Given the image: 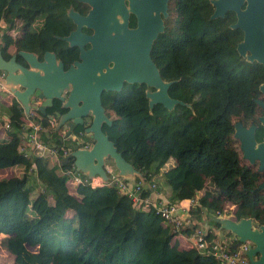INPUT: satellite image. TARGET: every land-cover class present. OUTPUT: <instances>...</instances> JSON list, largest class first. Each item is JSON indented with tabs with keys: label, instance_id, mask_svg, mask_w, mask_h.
Instances as JSON below:
<instances>
[{
	"label": "trees",
	"instance_id": "trees-1",
	"mask_svg": "<svg viewBox=\"0 0 264 264\" xmlns=\"http://www.w3.org/2000/svg\"><path fill=\"white\" fill-rule=\"evenodd\" d=\"M205 1L177 0L184 23L165 18L150 51L162 78L173 80L169 95L190 105L176 103L168 109L155 103L150 108L147 86L125 82L120 90L102 92L112 119L102 129L169 201L197 194L192 211L197 220H203L206 210L218 225L212 213L232 201L236 218L250 216L264 224V191L253 190L258 176L239 163L230 142L231 116L247 108L251 87L264 78L262 66L237 53L232 37L239 38L240 30L220 28V17H209ZM75 2L0 0L3 56L15 44L40 55L53 50L70 60L76 49L54 34L70 24L66 8ZM17 24L23 35L14 41L11 30ZM10 110L9 127L2 118L0 170L20 167L22 173L0 177V264H221L211 254L182 247L160 213L134 207L115 186L74 188L48 154L19 151L23 108L13 99ZM65 110L58 99L46 114L36 110L44 127L39 137L72 149L84 125L65 136L67 131L54 130L48 120ZM172 156L176 162L166 166ZM213 235L209 231L207 238Z\"/></svg>",
	"mask_w": 264,
	"mask_h": 264
},
{
	"label": "water",
	"instance_id": "water-1",
	"mask_svg": "<svg viewBox=\"0 0 264 264\" xmlns=\"http://www.w3.org/2000/svg\"><path fill=\"white\" fill-rule=\"evenodd\" d=\"M80 1L90 6L88 13L80 15L70 6L66 13L77 27L62 36L69 46L79 48V59L65 67L53 50L44 51L40 59L38 53L25 49H18L10 58H5L0 41V71L4 74L1 81L26 114L32 107L46 114V108L58 99L66 110L58 114L54 130L68 124L65 136H69L78 124L84 125L93 143L81 148L76 142L72 151L61 159L63 164L73 160L78 170L106 180L105 159L111 158L120 176L131 179L137 175L145 181L140 169L122 156L103 131V123L111 124L112 119L106 114L101 96L103 91L120 90L125 82H137L147 86L145 95L150 108L155 103H162L168 109L176 103L190 105L169 95L168 88L173 80L162 78L150 55L153 41L164 30L169 0ZM211 1L215 7L211 18L222 14L223 9H236L238 19L233 26L243 31V39L236 48L247 60L255 59L264 65V0ZM244 1L246 6L242 9L240 5ZM130 12L136 16L134 27L128 25ZM82 25L91 27L93 32L83 33ZM87 42L90 45L85 48ZM17 56L22 61H18ZM260 87L264 88V82ZM34 96L35 101L31 100ZM86 117L90 120L86 121ZM239 125H235V136L241 139L244 156L252 160L253 138L249 133L240 134ZM246 130L251 132L250 128ZM247 144L250 147L247 148ZM255 188L264 189V180ZM212 219L219 224L217 231L224 228L236 235L233 248L250 241L248 249L241 250L248 256L249 264H264V224L255 225L252 217L234 220L213 216Z\"/></svg>",
	"mask_w": 264,
	"mask_h": 264
},
{
	"label": "built area",
	"instance_id": "built-area-1",
	"mask_svg": "<svg viewBox=\"0 0 264 264\" xmlns=\"http://www.w3.org/2000/svg\"><path fill=\"white\" fill-rule=\"evenodd\" d=\"M14 39H18L23 35V27ZM4 74L0 71V91H5L11 97V93L2 83ZM33 98V97H32ZM31 98V100H32ZM36 108L32 107L28 114L23 111L24 124L23 130L19 134L18 150L28 152H41L48 154L54 162L59 166L60 171L66 175L69 184L76 188L79 184H90L92 186L102 185L105 182L98 176L88 177L82 171L78 170L73 160L66 164L61 162V159L67 156L72 149L66 147L50 144L41 139L39 133L44 127L37 119ZM6 126L9 127V118L4 117ZM49 124L52 128L57 123V117L51 115L48 117ZM69 128L68 124H64V132ZM85 132L80 130L77 137L78 146L81 148L90 147L91 143L85 139ZM110 183H115L120 191L127 192L132 199L135 207L141 210H150L154 208L156 212L164 218L165 222L171 225L172 230L176 236L183 237L188 245H192L203 253L211 254L218 259L221 264H249V258L246 254L241 253V250H247L249 240L242 242L237 249L231 247V239L227 236H215L211 239L206 237L207 230L198 226L196 215L192 213V207L197 204L194 198H183L179 201H168L158 196V191L147 194L142 193L141 183H130L123 180L117 174L112 173L110 176ZM155 187V184H152ZM223 208V210H216L215 214L218 216L231 217L233 213L231 208Z\"/></svg>",
	"mask_w": 264,
	"mask_h": 264
},
{
	"label": "flooded vegetation",
	"instance_id": "flooded-vegetation-1",
	"mask_svg": "<svg viewBox=\"0 0 264 264\" xmlns=\"http://www.w3.org/2000/svg\"><path fill=\"white\" fill-rule=\"evenodd\" d=\"M205 4H208L206 11H208L209 17L214 11V4L212 3L211 0H206ZM246 1H244L243 4L240 5L242 9H245ZM176 5H177V0H176ZM72 6V8L77 11L80 15H86L90 9V6L83 1L76 0V2L73 4H70L66 8L67 9ZM210 8V10H209ZM177 11L180 13L181 18L178 23H184V17L183 14L181 13V10L177 6ZM69 17V16H68ZM220 17V28L224 27H229L230 29H239L241 36L236 39V37H232V41L235 43L236 47L238 42H240L243 39V31L240 27H234L233 24L237 21L238 15L236 9L232 8H227L223 9L222 14H220L217 17L213 18H219ZM70 18V17H69ZM165 18H170V15L167 14ZM164 18V20H165ZM211 18V17H210ZM175 21V19H172ZM128 25L131 27H134L136 25V16L134 13L130 12L128 15ZM165 25V23H164ZM67 28L63 30L62 34H54L57 38L62 39V36L68 35L72 30L76 29L77 25L76 23L73 22V20L70 18V24L66 26ZM80 30L85 33V34H91L93 32V29L91 27L82 25L80 27ZM1 35V33H0ZM16 40V39H15ZM14 40V41H15ZM64 40V39H63ZM67 43V42H66ZM68 45V44H67ZM89 43H85V48L89 47ZM68 47H74L76 49V54L73 55L70 60H68V56L66 55L64 59L68 60H63L65 67H68L70 63H72L74 60L79 59V48L74 45V46H69ZM18 49L15 44H12L9 50V54L6 58H10L12 53L16 52ZM237 50V48H236ZM2 52V51H1ZM237 53L241 55L238 50ZM244 60H247L246 55H241ZM38 57L41 59L42 55L38 54ZM16 59L18 61H22L20 56H17ZM258 62L257 60H252L249 62ZM261 68H259L260 71H263L264 75V65L260 62ZM264 82L261 80L258 84L257 87H251V92H250V100L245 102V105L247 108H241L240 110H237L235 113L232 114L231 116V122H232V132L230 136V142L231 145L233 146L234 150L237 153V157L239 159V163L249 169V171L254 172L257 174L258 179H257V185L264 180V88L260 87V84ZM34 99L37 100L36 96H34ZM90 117H86V121H89ZM236 123H240L239 127L237 128V131H239L240 134L243 132L245 134L249 133L250 136L253 138V143H252V149L250 150V154L252 156V160H250L248 157L244 156L243 150L241 149V139L238 136H235V131H236ZM252 127V128H251ZM250 128V131H247L246 129ZM246 147H250L248 144ZM262 163V164H261ZM261 166V167H260ZM256 187V186H255ZM253 190H257L259 193L264 191V189H256L254 188Z\"/></svg>",
	"mask_w": 264,
	"mask_h": 264
},
{
	"label": "rangeland",
	"instance_id": "rangeland-1",
	"mask_svg": "<svg viewBox=\"0 0 264 264\" xmlns=\"http://www.w3.org/2000/svg\"><path fill=\"white\" fill-rule=\"evenodd\" d=\"M168 15H170L171 20L175 19L176 22H179L181 15L177 11V5H176V0H169L168 2ZM21 30L20 24H17L12 30V36H17L18 33ZM3 31V26L0 24V33L2 34ZM17 34V35H16ZM33 101H35L34 97L32 98ZM13 101V98L6 93L5 91H0V131L3 130V123H2V118L3 116H6L5 114H10V105ZM59 132L62 134L64 132V126L59 128ZM176 162V157L172 156L170 157L169 160L166 161L165 165L169 166L170 164H174ZM110 163V162H109ZM22 173V168L20 167H15V168H8V169H3L0 170V177H7L11 176L14 174H21ZM207 188L212 189L210 185H207ZM158 196L161 198L167 199V197L164 195V193L158 188ZM71 192H73V189L71 188ZM67 216H70L71 218L73 217V214L68 212ZM74 221V222H73ZM72 223H76V221L73 219ZM182 247H185L182 245Z\"/></svg>",
	"mask_w": 264,
	"mask_h": 264
},
{
	"label": "clouds",
	"instance_id": "clouds-1",
	"mask_svg": "<svg viewBox=\"0 0 264 264\" xmlns=\"http://www.w3.org/2000/svg\"><path fill=\"white\" fill-rule=\"evenodd\" d=\"M15 40V39H14ZM12 98H13V96H12ZM14 99V98H13ZM59 114V113H58ZM58 114H57V118H58ZM6 116H7V114H6ZM5 116H3V118H4ZM8 117V116H7ZM65 131H67V130H65ZM80 131V130H79ZM78 131V132H79ZM84 132H85V139H87V140H90V139H92L91 137H90V135L88 134V132H86L85 130H83ZM78 134V133H77ZM76 134V135H77ZM89 138V139H88ZM77 142V141H76ZM92 144V143H91ZM73 149V148H72ZM104 168H105V170H106V174H107V179L106 180H104V179H102V177L101 176H99V175H96V176H98V177H100L105 183L104 184H102V185H113V186H115L116 188H117V190H118V192L119 193H121V194H125V195H127L129 198H130V200H131V202H132V199H131V196L127 193V192H123V191H120L119 190V187L115 184V183H110L109 181H110V176H111V174L112 173H115V174H117L119 177H121L123 180H126V181H128L126 178H124V177H122V176H120L118 173H117V170L116 169H113L109 164H106L105 163V165H104ZM83 173V172H82ZM85 174V173H84ZM143 174V173H142ZM85 175H87V174H85ZM88 176V175H87ZM96 176H92V177H96ZM88 177H90V176H88ZM129 182V181H128ZM141 183V185H142V193L143 194H147V193H150V192H154V191H157V189H158V185H157V183L155 182V180H151V182H149V181H147L146 179H145V181H142V180H140V178L138 179V180H136L135 182H130V183ZM152 184H155V187L153 188L152 187ZM88 185H90V184H88ZM90 186H92V185H90ZM96 186H101V185H96ZM92 187H94V186H92ZM206 187H207V184H206ZM197 194L196 195H194V196H192V197H185V198H194L195 200H196V202H197V204L196 205H194L193 207H192V211H193V208H195L197 205H198V198H197ZM165 199V198H164ZM183 199V198H182ZM165 200H168V199H165ZM169 201V200H168ZM179 201V200H178ZM132 204H133V202H132ZM231 204H233V207L231 208V211H232V213H233V216H231V217H227V218H231V219H234V220H238V218H236L235 217V215H234V212H233V208H234V206H235V203L234 202H229V203H226L223 207H222V209H217V210H223V208H229V206L231 205ZM133 206H134V204H133ZM135 207V206H134ZM137 208V207H136ZM139 209V208H138ZM141 210V209H140ZM206 212V210H203V214ZM216 212V211H215ZM215 212H213V215L215 216V217H219V218H222V217H226V216H218V215H216L215 214ZM194 215H196L194 212H192ZM213 217V216H212ZM243 217H250V216H243ZM253 222H254V224L255 225H259L257 222H256V220L253 218ZM222 229H224V228H222ZM226 230V229H225ZM173 231V230H172ZM228 233V232H227ZM233 232H229V234H232ZM234 234V233H233ZM173 235L176 237V238H178L179 239V241H180V243H181V245H184L185 247H187V248H195V247H192V245L190 246V245H188V242L183 238V237H179V236H176L175 234H174V232H173ZM235 235V234H234ZM224 236H227V237H229L230 239H231V247L233 248V246H232V244L233 243H235L236 241H237V237H236V235L235 236H230V235H224ZM206 237H207V235H206ZM212 238V237H211ZM210 238V239H211ZM244 242V241H243ZM249 243H250V241H249ZM239 246H237V248H238ZM237 248H233V249H237ZM244 254V253H243ZM217 259V258H216ZM217 261H218V259H217ZM219 262V261H218ZM219 263H221V262H219Z\"/></svg>",
	"mask_w": 264,
	"mask_h": 264
},
{
	"label": "crops",
	"instance_id": "crops-1",
	"mask_svg": "<svg viewBox=\"0 0 264 264\" xmlns=\"http://www.w3.org/2000/svg\"><path fill=\"white\" fill-rule=\"evenodd\" d=\"M89 141H90V143H93V139H90ZM109 159H111V158H106L105 159V163L106 164H109L113 169H116V167L114 166L113 161H112V163L111 162L110 163L108 162ZM126 179L129 182H135L136 180L139 179V177L137 175H135L134 178H131V179L126 178ZM212 216H214L213 213H212ZM203 217L204 218H203L202 221L201 220H197V224H198V226L206 229L207 230V234H208L209 231H213V234H214L213 237H215V236L221 237V236H224V235L235 236L233 233L232 234H229L230 231L225 230V229H222V228L217 231L216 228L218 227L219 224L218 225H215V224L211 223L210 220L208 219V216H206V214H203Z\"/></svg>",
	"mask_w": 264,
	"mask_h": 264
}]
</instances>
